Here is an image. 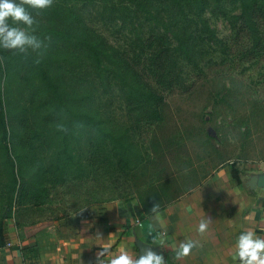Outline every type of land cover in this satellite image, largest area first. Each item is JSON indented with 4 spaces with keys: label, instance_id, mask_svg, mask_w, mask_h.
Listing matches in <instances>:
<instances>
[{
    "label": "trees",
    "instance_id": "16d2710c",
    "mask_svg": "<svg viewBox=\"0 0 264 264\" xmlns=\"http://www.w3.org/2000/svg\"><path fill=\"white\" fill-rule=\"evenodd\" d=\"M28 11L35 34L50 41L39 64L35 53L0 49V248L8 223L19 229L51 189L104 169L130 175L150 160L134 145L135 126L161 123L165 97L180 82L175 73L196 66L204 47L222 45L207 15L226 20L236 37L252 41L253 54H264V0H54ZM101 28L124 46L112 45ZM114 101L133 126L121 130L108 117ZM158 174L156 184L165 177ZM230 176L241 184L237 168ZM174 200L159 202L158 211ZM158 201H139L134 221L154 215Z\"/></svg>",
    "mask_w": 264,
    "mask_h": 264
},
{
    "label": "rangeland",
    "instance_id": "374dc122",
    "mask_svg": "<svg viewBox=\"0 0 264 264\" xmlns=\"http://www.w3.org/2000/svg\"><path fill=\"white\" fill-rule=\"evenodd\" d=\"M87 17L93 20L91 11ZM207 18L222 45L204 47L196 66L184 64L175 73L180 82L177 90L165 94L161 123L135 126L134 145L145 149L150 160L130 175L119 172L112 177L104 169L94 179L73 180L51 189L47 203L29 211L31 220L63 218L102 204L118 205L128 217L138 209L139 201L158 197V204L184 198L216 173L229 174L230 167L237 168L243 179L260 170L257 166L264 160V54H253L252 41L236 37L226 20ZM103 33L112 45L124 46L114 33ZM120 107L119 102H112L108 117L121 130L130 128L134 118ZM159 171L165 177L156 184Z\"/></svg>",
    "mask_w": 264,
    "mask_h": 264
},
{
    "label": "crops",
    "instance_id": "0c3cea01",
    "mask_svg": "<svg viewBox=\"0 0 264 264\" xmlns=\"http://www.w3.org/2000/svg\"><path fill=\"white\" fill-rule=\"evenodd\" d=\"M257 167L260 170L246 179L239 174L241 184L236 186L230 173L218 172L144 221H134L133 213L126 217L112 204L86 207L63 218L31 220V213L22 215L19 229L13 221L7 225L8 242L0 248V264H96L101 248L112 254L106 261L122 251L137 258L140 243L157 249L168 264H239L232 260L239 235L250 230L264 238V189L246 187L251 176L264 172V160ZM205 218L211 223L200 235L196 229ZM150 229L157 236L155 244L148 236ZM189 239L199 247L184 259H174L173 243L178 246Z\"/></svg>",
    "mask_w": 264,
    "mask_h": 264
},
{
    "label": "clouds",
    "instance_id": "9594fccd",
    "mask_svg": "<svg viewBox=\"0 0 264 264\" xmlns=\"http://www.w3.org/2000/svg\"><path fill=\"white\" fill-rule=\"evenodd\" d=\"M53 3L54 0H0V49L24 56L35 53L34 63L39 64L48 47L46 41H50V37L41 39L35 34L38 22L28 9L45 10ZM3 59L0 58V62ZM57 128L62 132L68 131V128L62 124L57 125ZM158 209L159 205L155 204L151 212L157 214ZM210 223L209 219H201L196 229L197 233L200 235L206 233ZM153 231L150 229L148 236H152V244H155L157 236L152 235ZM172 246L175 248L174 259L181 260L188 257L194 248L199 247V244L189 239L180 241L178 246L173 243ZM234 247L233 261H238L239 264H264V238L256 237L252 231L242 232ZM111 255L109 249L101 248L96 254V264H168L164 256L153 251L151 247L145 248L139 258L129 254L128 251H122L106 261L105 257Z\"/></svg>",
    "mask_w": 264,
    "mask_h": 264
},
{
    "label": "water",
    "instance_id": "95a60500",
    "mask_svg": "<svg viewBox=\"0 0 264 264\" xmlns=\"http://www.w3.org/2000/svg\"><path fill=\"white\" fill-rule=\"evenodd\" d=\"M246 187L248 189H255V188H260V189H264V172L257 174V175H253L251 176L248 181L246 182ZM150 247L144 243H140L138 244V249H139V255L137 258H139L140 255H143L145 248ZM152 248V247H151ZM153 251H156L158 253L157 249L152 248Z\"/></svg>",
    "mask_w": 264,
    "mask_h": 264
},
{
    "label": "built area",
    "instance_id": "2783aa9c",
    "mask_svg": "<svg viewBox=\"0 0 264 264\" xmlns=\"http://www.w3.org/2000/svg\"><path fill=\"white\" fill-rule=\"evenodd\" d=\"M137 224L139 225V222H137Z\"/></svg>",
    "mask_w": 264,
    "mask_h": 264
}]
</instances>
